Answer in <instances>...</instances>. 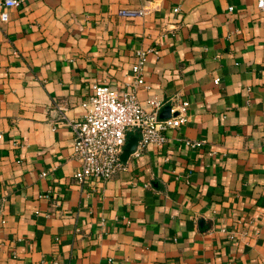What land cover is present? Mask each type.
<instances>
[{"label": "crops", "instance_id": "crops-1", "mask_svg": "<svg viewBox=\"0 0 264 264\" xmlns=\"http://www.w3.org/2000/svg\"><path fill=\"white\" fill-rule=\"evenodd\" d=\"M141 5L145 14L119 13ZM141 48L149 51L138 100L148 109L152 96L170 106L186 99L187 120L110 179L80 184L68 122L84 114L94 84L133 87ZM186 137L204 142L192 147ZM207 263L264 264L257 0H28L8 9L0 264Z\"/></svg>", "mask_w": 264, "mask_h": 264}, {"label": "built area", "instance_id": "built-area-1", "mask_svg": "<svg viewBox=\"0 0 264 264\" xmlns=\"http://www.w3.org/2000/svg\"><path fill=\"white\" fill-rule=\"evenodd\" d=\"M28 0H0V22L8 20V9L23 6ZM257 7L264 10V0H257ZM231 8V6L229 7ZM178 10V6L174 7ZM148 7L120 8L125 16L145 14ZM149 48L138 49L132 63L133 87L118 91L104 84H94L92 92L83 102L85 112L80 118L69 120L73 134L71 155L79 162L74 173L75 180L82 184L90 181L104 182L119 170L127 168L121 158L127 142V132H137V143L129 155L137 156L149 143L163 146L167 130L176 128L187 120L188 100L180 99L170 108V115L159 116L163 102L157 96L148 98L150 107L145 108L136 94L137 84L143 83V64ZM215 82L218 78L214 79ZM173 112H176L173 114ZM186 145L200 146L203 139L186 137ZM128 155V156H129ZM42 171L40 174L44 175ZM209 264V263H207Z\"/></svg>", "mask_w": 264, "mask_h": 264}, {"label": "water", "instance_id": "water-1", "mask_svg": "<svg viewBox=\"0 0 264 264\" xmlns=\"http://www.w3.org/2000/svg\"><path fill=\"white\" fill-rule=\"evenodd\" d=\"M170 108H171L170 104H168V103L164 104L159 110V116L165 117V116L170 115ZM175 113L176 112H173V114H175ZM137 138H138L137 135H132V136L128 137L124 151L121 154V158L123 160H125L128 157L130 151L135 148L136 143H137Z\"/></svg>", "mask_w": 264, "mask_h": 264}]
</instances>
